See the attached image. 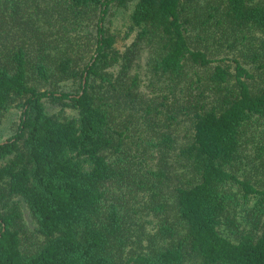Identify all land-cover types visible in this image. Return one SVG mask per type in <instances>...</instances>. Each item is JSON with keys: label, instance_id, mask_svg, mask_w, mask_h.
I'll use <instances>...</instances> for the list:
<instances>
[{"label": "trees", "instance_id": "1", "mask_svg": "<svg viewBox=\"0 0 264 264\" xmlns=\"http://www.w3.org/2000/svg\"><path fill=\"white\" fill-rule=\"evenodd\" d=\"M8 117L0 264H264V0H0Z\"/></svg>", "mask_w": 264, "mask_h": 264}, {"label": "rangeland", "instance_id": "2", "mask_svg": "<svg viewBox=\"0 0 264 264\" xmlns=\"http://www.w3.org/2000/svg\"><path fill=\"white\" fill-rule=\"evenodd\" d=\"M124 20L123 18V14H120L119 15V19H117V24L118 25H121L122 21ZM10 118L8 117V119L1 125V128H0V132L4 131L7 126H8V123H10ZM26 220H27V223L30 225V226H33V220L30 216V214L27 212L26 213Z\"/></svg>", "mask_w": 264, "mask_h": 264}]
</instances>
